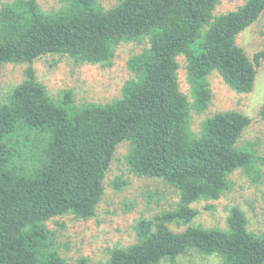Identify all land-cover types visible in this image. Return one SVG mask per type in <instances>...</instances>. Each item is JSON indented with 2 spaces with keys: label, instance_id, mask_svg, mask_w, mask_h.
Returning <instances> with one entry per match:
<instances>
[{
  "label": "trees",
  "instance_id": "16d2710c",
  "mask_svg": "<svg viewBox=\"0 0 264 264\" xmlns=\"http://www.w3.org/2000/svg\"><path fill=\"white\" fill-rule=\"evenodd\" d=\"M221 1L119 0L109 9L99 0H62L51 10L37 0L0 5V67L28 65L0 102V264H71L51 224L97 215L122 144L129 146V171L169 184L179 201L139 220L134 244L93 264H177L187 256L264 264V232L251 230L240 207L230 209L225 229L192 225L199 215L193 204L230 192L235 173L255 185L264 181V154L252 142L240 143L250 117L219 112L203 120L200 133L192 130V111L202 114L212 103V73L250 94L264 63V52L251 58L236 43L264 14V0L218 13ZM123 43L144 47L128 60L132 77L121 96L107 103L76 106L69 90L57 103L32 66L58 55L111 67ZM181 58L192 102L181 90ZM259 117L264 121V105ZM127 184L114 182L117 190ZM173 224L188 227L175 232ZM77 264L92 263L81 257Z\"/></svg>",
  "mask_w": 264,
  "mask_h": 264
},
{
  "label": "rangeland",
  "instance_id": "374dc122",
  "mask_svg": "<svg viewBox=\"0 0 264 264\" xmlns=\"http://www.w3.org/2000/svg\"><path fill=\"white\" fill-rule=\"evenodd\" d=\"M12 0H0V5ZM44 10L59 8L62 0H37ZM106 9L112 8L119 0H99ZM246 0H222L218 13L235 11L242 7ZM217 14V11H216ZM236 43L251 58L264 52V14L251 27L243 31ZM144 45L136 43L121 44L115 54L111 67L101 64H76L67 57L47 55L33 63L38 79L46 85L47 90L60 103L66 91H71L75 98L74 105L90 103H107L120 97L124 84L132 77L128 69V60L140 53ZM179 80L181 90L192 102L190 89L186 80L185 62L180 59ZM28 65L4 64L0 67V102L7 100L12 90L25 78ZM213 99L208 110L199 114L191 113L192 130L200 133L201 124L215 113L236 110L252 119V124L242 135L241 144L252 142L264 154V121L259 117L264 105V63L259 69L254 91L250 94H239L232 90L215 71L209 76ZM128 144H122L115 155L111 169L105 181L106 191L97 215L87 221L77 220L71 216L52 222L51 228L60 243L67 247L68 259L77 264L79 258L85 257L90 263H99L108 259L109 252L115 247H127L137 241L136 226L141 219H153L164 211L175 209L178 192L159 179L139 178L129 171L126 156ZM264 171V168H262ZM127 180L122 190L114 186L116 179ZM233 189L217 201H200L193 204L199 211L192 225L203 228H226L230 209L238 206L249 219V226L255 232H264V181L255 185L252 181L237 172L232 176ZM188 225L176 226L175 232L184 231ZM214 260V259H213ZM210 259L187 256L179 259L177 264H216Z\"/></svg>",
  "mask_w": 264,
  "mask_h": 264
}]
</instances>
